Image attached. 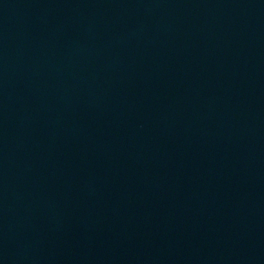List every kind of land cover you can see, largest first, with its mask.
I'll list each match as a JSON object with an SVG mask.
<instances>
[{
	"label": "water",
	"instance_id": "obj_1",
	"mask_svg": "<svg viewBox=\"0 0 264 264\" xmlns=\"http://www.w3.org/2000/svg\"><path fill=\"white\" fill-rule=\"evenodd\" d=\"M0 264H264V0H0Z\"/></svg>",
	"mask_w": 264,
	"mask_h": 264
}]
</instances>
